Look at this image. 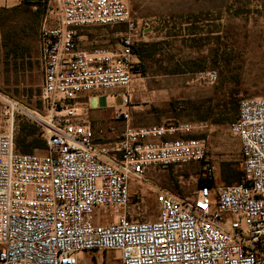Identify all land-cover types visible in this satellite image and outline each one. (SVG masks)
Masks as SVG:
<instances>
[{"label":"built area","instance_id":"built-area-1","mask_svg":"<svg viewBox=\"0 0 264 264\" xmlns=\"http://www.w3.org/2000/svg\"><path fill=\"white\" fill-rule=\"evenodd\" d=\"M37 1L41 108L26 111L0 96L9 122L0 131V264H78L92 251H115L120 264H264V97L241 98L230 123L240 141L239 182L202 185L191 197L152 186L158 220L132 221L130 182L148 183L149 170L201 163L211 179L206 140L190 136L207 124L131 125L140 33L126 0ZM121 25L117 49L79 48L81 29ZM204 79L215 83L217 71ZM114 89L122 90L114 119L124 128L109 136L94 128L85 98ZM24 113L41 126L44 154L16 148L14 121ZM99 208H113L115 217L96 221Z\"/></svg>","mask_w":264,"mask_h":264},{"label":"rangeland","instance_id":"rangeland-1","mask_svg":"<svg viewBox=\"0 0 264 264\" xmlns=\"http://www.w3.org/2000/svg\"><path fill=\"white\" fill-rule=\"evenodd\" d=\"M140 33L134 50L140 70L130 88L134 125H162L202 121L207 127L190 136L206 140L213 174L218 182L227 167L241 168L240 141L231 134L234 105L243 97H264V0H126ZM40 11L33 0L0 8V96L17 101L26 111L41 108L43 69L38 33ZM124 26H91L78 31L79 48L117 49ZM216 70L218 79L208 83L205 73ZM89 108L92 123L103 122L109 133L116 127L115 110L123 108L122 90ZM105 94V93H101ZM103 97V96H101ZM87 100V99H86ZM89 100H91L89 98ZM112 106L114 108H112ZM0 101V131L9 128ZM130 122V123H131ZM14 140L39 145L41 126L27 113L14 121ZM123 124L119 125V128ZM44 135V134H43ZM17 148V146H16ZM46 149L34 148L32 154ZM204 166L149 170L145 183L131 180L128 210L138 222L158 220L160 206L152 186L180 197H191L198 188ZM224 184V183H220ZM113 208H99L95 219L110 221ZM78 264H120L115 252L81 253Z\"/></svg>","mask_w":264,"mask_h":264},{"label":"trees","instance_id":"trees-1","mask_svg":"<svg viewBox=\"0 0 264 264\" xmlns=\"http://www.w3.org/2000/svg\"><path fill=\"white\" fill-rule=\"evenodd\" d=\"M36 5L38 6V9L40 11V17H41V20H42L43 11H42V9L40 7V2L37 1ZM135 50H136L137 54L140 55L139 50L138 49H135ZM239 101H240V99H239ZM239 101H238V103H236L234 105L235 115H236V113L238 111ZM40 131H41L40 134L42 135V138H43L44 135H43L42 129H40ZM38 140H39L38 141L39 145H36L34 143L26 142V138H24V137H19V138L16 139L17 150L19 152H21V153H24V154H32L34 148L46 149L47 148V144H46L45 138L38 139ZM172 168H174V167H171V169ZM203 173H204V170H203ZM203 173H202V177L200 179V182L198 183V187H200L202 185L214 186V185L219 184V183H224L226 185H229V184L237 183V182H239L241 180V177L243 175V165H242V162H241V168H240V170H237V171L235 169L230 168V167L229 168L225 167L221 171V180H222V182H218L217 181V177L214 174H213V176H211V179L206 180L203 177Z\"/></svg>","mask_w":264,"mask_h":264},{"label":"crops","instance_id":"crops-1","mask_svg":"<svg viewBox=\"0 0 264 264\" xmlns=\"http://www.w3.org/2000/svg\"><path fill=\"white\" fill-rule=\"evenodd\" d=\"M20 4H21V0H0V8H11V7L18 6ZM101 96H103V97H101ZM108 97L113 99L112 94H110L109 92H106L103 95L99 94V93H89L86 95L85 100L87 99L86 101L89 104V108L93 109L98 104V98L100 99V103H102V102H104V99L108 98ZM89 98L91 100H89ZM112 108H114V107L112 106ZM114 110L116 111L118 109H114ZM102 123L103 122H101V121H97L95 124H93V123L92 124H93L94 128H98V127L103 128L104 126L102 125ZM120 124H123V127L121 128V130L119 128ZM115 125H116V127H112L110 132L108 133L109 136L110 135L114 136V135L121 133V131L124 128V123H122V122L116 121ZM131 125H133V126H144V125H134V123H132V122H131ZM106 252H110V251H106ZM113 252H115V251H113ZM115 257L118 260V253H116V252H115Z\"/></svg>","mask_w":264,"mask_h":264},{"label":"water","instance_id":"water-1","mask_svg":"<svg viewBox=\"0 0 264 264\" xmlns=\"http://www.w3.org/2000/svg\"><path fill=\"white\" fill-rule=\"evenodd\" d=\"M33 1H37V0H33Z\"/></svg>","mask_w":264,"mask_h":264}]
</instances>
